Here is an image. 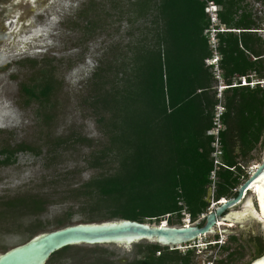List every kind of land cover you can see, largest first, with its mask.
<instances>
[{"label": "trees", "instance_id": "16d2710c", "mask_svg": "<svg viewBox=\"0 0 264 264\" xmlns=\"http://www.w3.org/2000/svg\"><path fill=\"white\" fill-rule=\"evenodd\" d=\"M207 1L218 7V26L225 29L216 35L218 68L227 87L223 91L220 142L223 164L234 169L217 172L213 200L218 202L236 196L232 191L245 177L240 166L264 137V88L237 86L239 78L250 75L264 81V38L257 32L258 20L243 0ZM205 7L206 2L200 0H89L83 5L76 17L83 21L80 29L87 40L106 34L115 24L120 35L118 41L105 44L77 97L78 106L95 124L100 136L97 140L81 134L57 136L47 130L56 118L53 101L59 93L55 62L42 59L36 69L40 62L27 61L29 68L36 70L29 82L21 85L20 93L24 107L35 105V125L46 133L37 143H2L0 166L13 165L18 154H30L42 156L44 167L57 174L58 167L68 162L66 153L87 150L80 155L82 167H66L62 174L52 176L50 182L61 176L63 180L77 179L59 195L60 204L69 207L54 220V230L72 226L74 215L82 216L84 224L129 220L181 226L184 215L194 223L206 214L213 169V137L207 132L212 129L218 101L217 80L212 67L206 65L212 50L205 35L210 27ZM72 66L70 63L68 69ZM83 171L93 173L85 182H78ZM50 198L24 193L7 200L0 207V222L8 228L25 227L20 233L24 244L46 230L41 224L25 226L24 222L43 214ZM229 241L237 239L230 236ZM213 243L206 249L219 246L217 236ZM250 243L253 260L264 255L261 238ZM220 246L228 255L212 264H236L235 259L243 257L238 249L229 252L228 247ZM133 248L134 258L126 263L112 261V254L98 247L87 254L81 248L69 247L53 254L46 264L193 262L190 249L182 254L147 243Z\"/></svg>", "mask_w": 264, "mask_h": 264}, {"label": "rangeland", "instance_id": "374dc122", "mask_svg": "<svg viewBox=\"0 0 264 264\" xmlns=\"http://www.w3.org/2000/svg\"><path fill=\"white\" fill-rule=\"evenodd\" d=\"M88 1L0 0V145L4 143L13 146L26 140L37 143L38 138L46 133L45 129L39 130L35 125L33 116L35 105L24 107V98L20 93L21 85L29 82L33 72L40 67L42 59L55 62L56 81L59 87L57 98L55 97L53 101L56 118L49 123L47 130L54 131L57 136L81 134L91 140L100 138L93 120L80 109L77 101L81 88L95 68L96 59L101 55L105 44L110 40L118 41L120 35L118 37L116 34L115 24L109 32L93 39L87 40L83 36V30L80 29L83 21L76 15ZM243 5L247 6L258 20L259 35L264 38V4L261 0H243ZM109 35H112L111 39ZM28 60L40 63L33 70L29 68ZM70 63L73 66L69 70ZM263 149L264 137L262 143L251 153L250 159L241 165L248 167L260 163ZM85 151L66 153L69 163L58 167L57 174L44 167L42 156L37 158L30 154H18L13 165L0 166V207L7 200L24 193L51 197L49 199L51 204H48L45 212L35 218H29L24 225L41 224L46 227L44 232L54 230V220L62 216L69 207L60 204L59 195L68 191L69 185L77 183V179L63 180L61 176L55 182L50 181L52 176L62 174L66 167L73 168L77 165L82 167L83 164L79 160ZM92 173L83 171L78 182H85ZM42 178L47 179L45 183L41 182ZM209 206L211 207L210 204ZM186 219L187 215H184L181 223ZM81 222L82 216L72 217L73 225ZM242 225L244 228H239L238 224H235L228 229V235H208L176 250L182 254L189 249L193 251L192 264H212L215 259L223 260L228 255L220 248V245H224L223 247L230 249L229 252L238 249L242 254V258L235 259L236 264H249L255 258L250 240L259 237L264 243V231L256 220L243 221ZM8 227L5 222H0V255L23 242L20 233L25 227L21 229ZM216 236L221 244L214 250H207L208 244L213 243ZM230 236L236 237L237 242L229 241ZM78 248L83 250V254H87L97 247ZM99 249L112 254L110 259L118 263H126L134 258L133 246L129 249L118 246L98 247Z\"/></svg>", "mask_w": 264, "mask_h": 264}, {"label": "water", "instance_id": "95a60500", "mask_svg": "<svg viewBox=\"0 0 264 264\" xmlns=\"http://www.w3.org/2000/svg\"><path fill=\"white\" fill-rule=\"evenodd\" d=\"M257 184L256 191L254 188ZM259 189H264V149L257 169L239 186L236 196L217 204L212 211L189 226L129 220L75 224L34 236L28 242L1 254L0 264H46L53 254L69 247L118 246L129 249L133 245L147 243L176 250L208 235H228V229L232 228L228 225L238 224L239 228H244L242 222L246 220L258 221L264 231V204L261 203ZM206 201L210 203L209 192ZM249 264H264V255Z\"/></svg>", "mask_w": 264, "mask_h": 264}, {"label": "built area", "instance_id": "2783aa9c", "mask_svg": "<svg viewBox=\"0 0 264 264\" xmlns=\"http://www.w3.org/2000/svg\"><path fill=\"white\" fill-rule=\"evenodd\" d=\"M203 2H206V7H205V13L208 15L209 20H210V27L207 31H205V35L208 37L209 41V46L210 49L212 50V57L210 60L206 61L207 66H211L213 70V74L215 76V79L217 80V85L215 87L216 91V99L218 101L217 105L214 108L213 111V119H212V129L207 132V135L213 137V143L211 144L212 152H211V160H212V166L213 169L209 175V181H210V186L208 188V192L210 194V205L211 207L207 209V212L212 211L217 204L221 202H214L213 200V195L216 189V184H217V172L220 169H228L229 171H233V168H227L223 162V151L221 147V142H220V133L224 131V125L222 123V117L225 113V109L223 106V91L227 88L224 83L221 80L220 76V70L218 68V64L220 61V56L217 53V37L216 35L219 32H225V29L223 26H218V18H217V13H218V7L215 6L212 2L207 1V0H200ZM218 26V27H217ZM259 34L260 32L257 31ZM264 34V32H263ZM249 79V80H248ZM239 84L237 86H243V87H249L250 89H254L256 86L264 87V81H260L256 79L253 75H250L246 78H239L238 79ZM236 83H234V86ZM259 163L257 164H251L248 167L240 166L241 169L244 170L245 172V177L241 178L240 184L232 191L233 193L237 192V189L239 186L246 181L247 178H249L257 169ZM206 214L201 215L200 217H204ZM193 223L190 222L189 217L187 216V219L182 223L181 226H189ZM214 243H211L210 245L212 246ZM220 245L221 243L218 242Z\"/></svg>", "mask_w": 264, "mask_h": 264}, {"label": "bare ground", "instance_id": "6f19581e", "mask_svg": "<svg viewBox=\"0 0 264 264\" xmlns=\"http://www.w3.org/2000/svg\"><path fill=\"white\" fill-rule=\"evenodd\" d=\"M259 185L257 184V185H255V188H254V190H256L257 191V187H258ZM254 190H252V191H254ZM224 201H225V199H222L221 200V202L220 203H224ZM258 204H260L259 203V201H258ZM261 210V209H260ZM262 212V211H261ZM253 215L255 216V217H257L258 218V215L256 214V213H253ZM165 223V222H164ZM227 227H233L231 224L230 225H228Z\"/></svg>", "mask_w": 264, "mask_h": 264}, {"label": "snow or ice", "instance_id": "6c2138e0", "mask_svg": "<svg viewBox=\"0 0 264 264\" xmlns=\"http://www.w3.org/2000/svg\"><path fill=\"white\" fill-rule=\"evenodd\" d=\"M258 191L260 193L261 203L264 204V189H259Z\"/></svg>", "mask_w": 264, "mask_h": 264}]
</instances>
